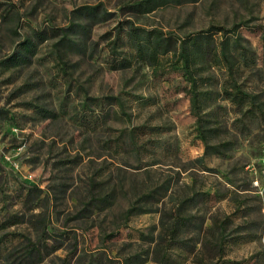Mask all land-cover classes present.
I'll return each instance as SVG.
<instances>
[{"label":"rangeland","instance_id":"1","mask_svg":"<svg viewBox=\"0 0 264 264\" xmlns=\"http://www.w3.org/2000/svg\"><path fill=\"white\" fill-rule=\"evenodd\" d=\"M127 1L0 0V59L24 36L37 42L29 63L0 66V235L43 236L41 225L32 221L44 214L47 242L61 239H54V232H67L68 238L39 264H76L101 250L115 259L106 264H158L161 219L192 187L208 192V199L186 205L192 223L179 232L183 243L170 249L171 264H264V199L253 191L245 167L264 146V109L242 120L214 92L205 111L220 121L222 135L233 145L223 154L204 153L182 75L169 71L154 77L136 62L122 67L110 41L125 17L177 34L211 22H244L238 30L254 48L262 71L260 80L251 78L247 84L260 92L264 108V0H181L138 15L121 10ZM99 2L112 16L91 26L82 50H67L66 71L61 70L53 49L58 38L50 26L76 21L77 6ZM38 29L45 32L41 40L33 36ZM73 36L81 40L80 34ZM115 50L129 52L124 37ZM84 95L100 99L83 109ZM110 95L121 98L123 112L105 99ZM22 184L41 188L40 198L23 203ZM147 190L158 194L153 192L148 203H136L143 209L126 216L125 210ZM105 193H111L107 207H90L75 217L90 196ZM11 214L22 221L1 227ZM222 221L224 254L218 260ZM17 242L18 237L2 241L0 264L6 263L5 250Z\"/></svg>","mask_w":264,"mask_h":264},{"label":"trees","instance_id":"2","mask_svg":"<svg viewBox=\"0 0 264 264\" xmlns=\"http://www.w3.org/2000/svg\"><path fill=\"white\" fill-rule=\"evenodd\" d=\"M181 0H129L121 6V10L132 14H145L154 11L160 6L170 2H180ZM78 20L73 18L64 26H50L52 35L58 38L53 43L56 58L61 70L66 71L67 50L77 46L81 49L85 46L86 39L90 35V28L93 24L109 19L113 11L107 9L102 3L82 4L74 9ZM244 22H235L229 26L209 23L206 27L183 34H177L172 30H163L154 25H143L136 23L133 18L125 17L118 20L115 34L111 41V49L115 52V62L119 65L127 66L132 62L150 69L154 77H159L169 71H176L185 80L183 90L188 95L190 112L194 116L195 136L200 139L204 146V153L223 154L232 147V143L225 139L223 126L216 117L206 112L205 105L208 101L214 100L213 93L230 103L233 111L238 114L240 119L263 113V101L260 92L248 87V82L252 78L260 80L262 78L261 67L257 63L256 53L249 40L238 30ZM43 29L34 31L36 39L44 38ZM80 34L81 40L78 41L73 36ZM264 38V31H262ZM125 38L128 43L129 52L123 54L115 50L117 42ZM37 42L31 36H24L16 43L15 48L6 56L0 59V66L5 69L13 68L24 63H29L31 57L36 52ZM109 103H116L121 112L123 104L121 98L116 95L105 96ZM81 103L83 109L92 107V100L100 99L84 95ZM216 99V98H215ZM105 112H103L104 114ZM109 114V113H107ZM106 114H104L105 116ZM106 120V119H105ZM122 131V130H121ZM134 132L131 131L128 137L133 141ZM161 187V186H160ZM159 188V187H158ZM166 190V188H165ZM42 189L31 184H22L20 193L23 196V203H31L34 199H39ZM157 190L145 191L125 210V215L141 211V205L136 203H148L154 199ZM190 194L182 199L176 206L175 211L171 212L167 219H161L162 235L155 246L158 264H171L170 249L177 243L179 232L183 226L192 223L189 216L185 215L187 204L194 201H207L209 193L190 188ZM111 202V193L103 195L94 194L83 203L81 210L77 212L79 217L91 208L102 210ZM48 216L40 214L32 223H39L44 233L43 236L32 239L28 235L11 231L0 235V244L8 237L11 242L18 237V242L8 247L3 254L5 264H39L43 259L61 247L63 240L68 238L67 232H54L51 234L54 239H59L54 244H49L47 238ZM1 227L22 221V216L11 214L4 220ZM224 222L217 226L221 231L218 236V260L224 254L223 240ZM5 223V224H4ZM147 241H154L152 236H148ZM72 241L76 243V235H72ZM72 246V248H74ZM68 249V253L73 250ZM101 250L95 255L94 252L87 253L80 258L76 264H106L111 263V258ZM1 254V253H0ZM221 257V258H220ZM114 262V261H113ZM212 263V264H216Z\"/></svg>","mask_w":264,"mask_h":264},{"label":"built area","instance_id":"3","mask_svg":"<svg viewBox=\"0 0 264 264\" xmlns=\"http://www.w3.org/2000/svg\"><path fill=\"white\" fill-rule=\"evenodd\" d=\"M253 191L264 199V146L257 158L246 164Z\"/></svg>","mask_w":264,"mask_h":264}]
</instances>
